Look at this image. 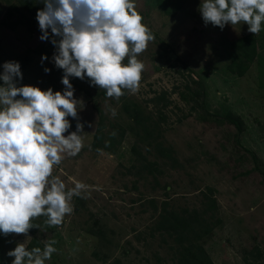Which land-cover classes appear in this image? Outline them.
Segmentation results:
<instances>
[{"label": "rangeland", "instance_id": "1", "mask_svg": "<svg viewBox=\"0 0 264 264\" xmlns=\"http://www.w3.org/2000/svg\"><path fill=\"white\" fill-rule=\"evenodd\" d=\"M178 1L170 17L158 0H134L155 35L138 55L145 65L138 93L125 90L117 101L70 78L82 101L84 147L54 166L53 175L66 189L77 181L86 188L61 226L40 217L30 238L0 232V264H12L7 253L34 236L42 247L57 241L46 264H179L173 236L159 225L164 209L205 219L208 230L198 242L205 253L196 260L264 264V30L205 26L201 0ZM12 4L17 0H0V73L3 63L16 61L23 74L17 86L63 92V70L29 51L44 41L23 19L27 11L13 12ZM248 37L258 47L247 69L228 72L230 41ZM68 119L66 135L78 122Z\"/></svg>", "mask_w": 264, "mask_h": 264}, {"label": "clouds", "instance_id": "2", "mask_svg": "<svg viewBox=\"0 0 264 264\" xmlns=\"http://www.w3.org/2000/svg\"><path fill=\"white\" fill-rule=\"evenodd\" d=\"M43 4L36 14L40 39L47 41L51 32L56 47L53 61L64 72V91L17 86V80H23L20 63L2 65L0 232L4 236L30 238L29 231L39 228L32 221L40 217L46 218L47 226H61L73 212V197H81L86 188L77 181L66 189L64 181L53 175L54 166L84 147V124L78 115L82 101L74 97L70 78L87 77L91 86L117 101L125 90L136 94L145 69L138 55L155 39L134 0H43ZM198 11L205 26L223 30L226 25L244 24L254 35L264 30V0H201ZM47 59L42 57V62ZM116 114L113 109L112 115ZM69 117L78 122L76 131L66 135L72 127ZM56 243L47 240L43 249L31 250L19 243L7 255L14 257L12 264H46L57 252Z\"/></svg>", "mask_w": 264, "mask_h": 264}, {"label": "trees", "instance_id": "3", "mask_svg": "<svg viewBox=\"0 0 264 264\" xmlns=\"http://www.w3.org/2000/svg\"><path fill=\"white\" fill-rule=\"evenodd\" d=\"M157 4L159 8L170 17H173L180 8V3L178 0H158ZM11 7L13 12L17 11L18 8H23L24 10H26L27 17H25V15H22L23 19L28 22L31 31H37L42 35V32L39 29L38 21L36 19V14L39 10H42L44 8L43 0H17V4H12ZM52 38L53 37L50 32V36L47 41L42 42L39 47L31 49L29 51L33 52L41 58L47 56L48 59L46 61H48L54 68L58 69L53 61V56L56 53V47L51 43ZM255 41L256 40L252 37L230 41L228 46L229 49L231 48L232 50H234V53H232L231 55V62L228 65V72H238L240 74H243L245 72V70L247 69V63L250 62V58L253 57L252 53L254 54L256 52V48L258 47ZM85 80L90 83L87 77L85 78ZM100 94L105 95L106 92L104 90H101ZM98 125L100 126L98 127L94 135V143L100 145L101 137L103 134L101 123ZM134 149L135 148L133 147V151ZM162 214V219L159 225H161L163 229L165 228L168 234L173 236L174 241L177 244V251L180 256L179 264H210V261H205V259L202 258L196 260L197 256H202L205 253L203 247L198 244V242L202 239V235L204 234V232L208 230V225H206L207 223L205 219L201 216L199 218V216L195 214L193 217L184 216L183 213L178 214L175 211H166L165 209L163 210ZM203 216H205V212ZM32 223L34 224V222ZM203 225H206V227L201 229V226ZM197 227H199V229L203 232L199 231ZM33 232V229L29 231L30 234H32ZM42 246L43 245L41 244V241L34 236L28 243L26 248L28 250H31L34 247H40L41 249H43Z\"/></svg>", "mask_w": 264, "mask_h": 264}]
</instances>
